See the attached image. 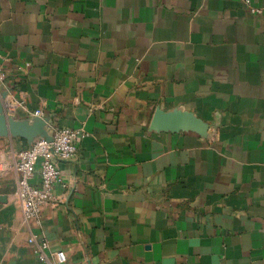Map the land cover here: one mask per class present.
<instances>
[{
  "label": "crops",
  "instance_id": "1",
  "mask_svg": "<svg viewBox=\"0 0 264 264\" xmlns=\"http://www.w3.org/2000/svg\"><path fill=\"white\" fill-rule=\"evenodd\" d=\"M245 1L0 0V264H39L30 235L64 264H264V10ZM53 128L86 135L26 224L17 153Z\"/></svg>",
  "mask_w": 264,
  "mask_h": 264
},
{
  "label": "built area",
  "instance_id": "2",
  "mask_svg": "<svg viewBox=\"0 0 264 264\" xmlns=\"http://www.w3.org/2000/svg\"><path fill=\"white\" fill-rule=\"evenodd\" d=\"M245 4L255 15L262 14L264 10V6H251L248 0ZM6 79V72L0 64V87L5 85ZM85 135L83 130L53 128L49 139L36 138L26 148L18 151L15 163V194L24 223H37L43 207L56 205L53 189L57 183H62L60 164L78 157L79 142ZM61 185L66 187L63 183ZM26 242L39 264L66 262L65 253L53 251L45 239L30 235Z\"/></svg>",
  "mask_w": 264,
  "mask_h": 264
},
{
  "label": "water",
  "instance_id": "3",
  "mask_svg": "<svg viewBox=\"0 0 264 264\" xmlns=\"http://www.w3.org/2000/svg\"><path fill=\"white\" fill-rule=\"evenodd\" d=\"M52 132L49 134V135H46V136H41V137H38V138H47L49 139L50 136H51ZM36 139V138H35ZM33 141V140H32ZM32 141L29 143V145L32 143Z\"/></svg>",
  "mask_w": 264,
  "mask_h": 264
}]
</instances>
